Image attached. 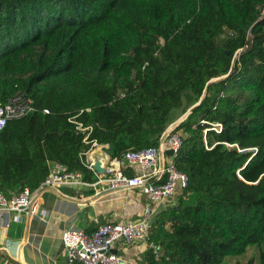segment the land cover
<instances>
[{"label":"trees","instance_id":"1","mask_svg":"<svg viewBox=\"0 0 264 264\" xmlns=\"http://www.w3.org/2000/svg\"><path fill=\"white\" fill-rule=\"evenodd\" d=\"M19 93L38 111L0 132L9 199L53 163L96 181L69 114L91 108L82 120L117 158L159 146L172 112L203 98L176 129L188 187L140 264H240L252 250L264 264V0H0V103Z\"/></svg>","mask_w":264,"mask_h":264},{"label":"built area","instance_id":"2","mask_svg":"<svg viewBox=\"0 0 264 264\" xmlns=\"http://www.w3.org/2000/svg\"><path fill=\"white\" fill-rule=\"evenodd\" d=\"M240 51L236 59H239ZM38 109L34 101L24 93H19L0 103V132L15 120L35 114ZM49 114V111H45ZM92 114V109H81L69 114L68 123L82 140L88 150L80 154L83 165L96 178L95 182L85 179L83 173L70 171L60 163H53L49 175L38 190L26 188L21 193L7 198L0 193V219L4 221L3 232L11 227L13 221L23 223L25 215L28 219L47 214L40 209V195L48 189L65 187H92L94 196L109 188L111 189H141L147 197V203L137 222H108L99 225L93 233L82 230H68L62 235V242L67 256L66 264H127L125 259L112 251L117 243L126 245H150V230L155 217L161 212V207L175 199L176 195L188 187V176L179 171L174 163L183 146V135L176 130L167 129L157 147L142 150H129L121 157L112 158L107 151L109 145H103L95 139L96 126L86 124L82 119ZM219 132L221 125H214ZM228 147L230 145L227 144ZM172 151L173 156L166 155ZM106 159V163L102 160ZM101 162L103 173L95 170L94 165ZM129 173V174H128ZM38 195V196H37ZM176 203L172 204L175 205ZM171 205V206H172ZM147 251V250H146Z\"/></svg>","mask_w":264,"mask_h":264},{"label":"crops","instance_id":"3","mask_svg":"<svg viewBox=\"0 0 264 264\" xmlns=\"http://www.w3.org/2000/svg\"><path fill=\"white\" fill-rule=\"evenodd\" d=\"M107 152L111 155L112 147ZM102 162L106 163V159ZM60 191L62 195L56 189H48L40 195V209L47 212L43 217L28 219L22 214L25 221H13L5 232L4 221L0 219V264H66L62 242L65 231L90 233L108 222H137L147 203L141 189L120 190L99 199L94 196L92 187H65ZM90 192L94 194L89 196ZM180 195L181 192L172 203L164 204L161 211L176 203ZM146 250V244L129 246L120 242L113 251L127 264H140Z\"/></svg>","mask_w":264,"mask_h":264},{"label":"water","instance_id":"4","mask_svg":"<svg viewBox=\"0 0 264 264\" xmlns=\"http://www.w3.org/2000/svg\"><path fill=\"white\" fill-rule=\"evenodd\" d=\"M226 77H223L222 79H224ZM221 79H218V80H214V81H211V83H214L216 81H220ZM203 101V98L202 100L200 101L199 104L195 105L194 107H192L181 119H179L178 121H176L175 123H173L171 126H170V129L172 130H176L180 125L181 123H183L190 114H192L193 110L199 106L201 104V102ZM166 155L168 156H173V152L172 151H167L166 152ZM94 168L96 171L100 172V173H103L104 172V169L101 167V162L100 161H97L94 165ZM120 190H125L123 188H119V189H107L105 191H102L100 194L96 195V198L99 199V198H102L104 196H107L109 194H112L114 192H117V191H120ZM38 196V195H37ZM114 254H117L116 251H112Z\"/></svg>","mask_w":264,"mask_h":264},{"label":"rangeland","instance_id":"5","mask_svg":"<svg viewBox=\"0 0 264 264\" xmlns=\"http://www.w3.org/2000/svg\"><path fill=\"white\" fill-rule=\"evenodd\" d=\"M183 109L178 110H174L171 114V118L172 120L178 118L176 121H178L179 119H181L184 115H181L183 113L182 111ZM175 121V122H176ZM240 264H258V261L256 259V250H252L250 256L247 259H243L241 260Z\"/></svg>","mask_w":264,"mask_h":264}]
</instances>
